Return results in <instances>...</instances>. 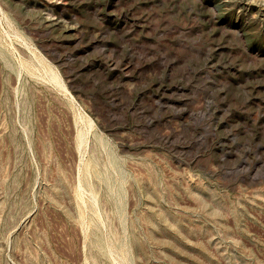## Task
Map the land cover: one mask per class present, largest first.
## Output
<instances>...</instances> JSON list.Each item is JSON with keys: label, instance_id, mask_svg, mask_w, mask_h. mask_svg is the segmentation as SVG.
<instances>
[{"label": "rangeland", "instance_id": "obj_1", "mask_svg": "<svg viewBox=\"0 0 264 264\" xmlns=\"http://www.w3.org/2000/svg\"><path fill=\"white\" fill-rule=\"evenodd\" d=\"M0 264H264V0H0Z\"/></svg>", "mask_w": 264, "mask_h": 264}]
</instances>
